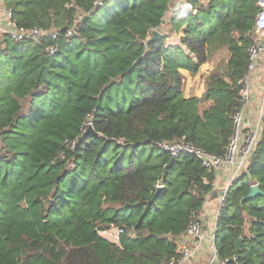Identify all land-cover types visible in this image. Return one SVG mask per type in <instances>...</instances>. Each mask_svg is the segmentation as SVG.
Returning a JSON list of instances; mask_svg holds the SVG:
<instances>
[{
    "label": "trees",
    "instance_id": "trees-1",
    "mask_svg": "<svg viewBox=\"0 0 264 264\" xmlns=\"http://www.w3.org/2000/svg\"><path fill=\"white\" fill-rule=\"evenodd\" d=\"M172 1L2 0L19 27L58 36L18 44L0 37V264H163L178 256L217 175L155 144L184 139L225 154L258 8L256 0H190L152 41ZM169 33L180 44L167 45ZM222 48L227 76L211 73L203 98L185 96L184 74ZM253 184L264 193V125L219 217L214 246L228 264H264V196L241 201ZM111 228L122 230L117 244L98 234Z\"/></svg>",
    "mask_w": 264,
    "mask_h": 264
},
{
    "label": "built area",
    "instance_id": "built-area-1",
    "mask_svg": "<svg viewBox=\"0 0 264 264\" xmlns=\"http://www.w3.org/2000/svg\"><path fill=\"white\" fill-rule=\"evenodd\" d=\"M190 0H179L175 11L178 12L181 4ZM199 1V0H191ZM258 13L254 22V28L248 34L251 44L247 48V73L241 81L240 97L243 102L242 108L233 117V133L228 143L225 154L222 157L214 156L204 152L192 143L184 139L174 142H159L155 145L163 152H166L171 159H178L182 156H191L197 159L201 166L214 174H223L227 170L222 182V187L216 193L217 203L215 217L211 224V233L208 240L210 254L204 264H228V260H221L215 250V235L219 229V217L221 211L226 207L228 192L234 181L247 171L252 152L254 151L264 125V79L260 87L253 88V81L260 74L264 78V0H256ZM76 33L71 29L66 36L70 37ZM7 36L11 42L20 43L26 40L35 43H42L46 38L55 40L58 31H44L39 28L19 27L12 18L10 10L4 8L0 0V37ZM57 51L56 45L47 47L46 52L53 55ZM90 125L87 123L86 126ZM107 232V241L117 244L122 230L111 228ZM112 231V232H111ZM204 240L203 228L199 222L191 223L185 231V237L180 245L179 254L176 258L170 259L163 264H193L198 253L195 242ZM235 261V259H233Z\"/></svg>",
    "mask_w": 264,
    "mask_h": 264
},
{
    "label": "rangeland",
    "instance_id": "rangeland-1",
    "mask_svg": "<svg viewBox=\"0 0 264 264\" xmlns=\"http://www.w3.org/2000/svg\"><path fill=\"white\" fill-rule=\"evenodd\" d=\"M182 11L186 8V3L181 6ZM177 16L178 18H183L185 16L184 12H176V11H168L165 19L164 24L157 30L161 36L165 34L169 29V21L172 17ZM180 35H177L175 33H169L168 36L165 39V43L167 45H174V44H180ZM229 52L227 48H222L220 51H218L216 54H214L204 65H202L198 72L196 74H184L183 76V93L185 96H197L200 99L203 98V93L205 92V84L208 76L211 73L218 72L223 77H226V64L229 59ZM207 106L206 104H202L200 108L203 109ZM217 187V186H216ZM217 200V197H216ZM113 230V229H110ZM110 230H107L110 231ZM105 231H99L98 234L103 237L104 239H113L108 238L107 233H104ZM112 232V231H111Z\"/></svg>",
    "mask_w": 264,
    "mask_h": 264
},
{
    "label": "crops",
    "instance_id": "crops-1",
    "mask_svg": "<svg viewBox=\"0 0 264 264\" xmlns=\"http://www.w3.org/2000/svg\"><path fill=\"white\" fill-rule=\"evenodd\" d=\"M179 0H173L169 6V10L170 11H175V7L177 6ZM184 4H181L179 7L182 8L181 6ZM179 12V11H178ZM261 76L257 77L254 81H253V88H257L260 87L263 83V75L260 74ZM209 104L207 103V106ZM206 106V107H207ZM227 170L223 171V174H219L216 176V180H215V193L214 195L207 200V202L205 203L204 209L202 210V213L200 214L198 221L201 224L202 228H203V235H204V240L200 241V242H195L194 245L197 246L198 249V253L193 261V264H204L205 261L207 260V258L209 257L210 254V247L208 246V240L211 237L210 233H211V224L214 220L215 217V207H216V193L219 192V189L222 187V182L224 181V176L226 175ZM217 186V187H216ZM182 243V241H181Z\"/></svg>",
    "mask_w": 264,
    "mask_h": 264
},
{
    "label": "water",
    "instance_id": "water-1",
    "mask_svg": "<svg viewBox=\"0 0 264 264\" xmlns=\"http://www.w3.org/2000/svg\"><path fill=\"white\" fill-rule=\"evenodd\" d=\"M65 31H66L65 28L61 30L62 33H64ZM160 38H161V34L157 30H154L152 32V39L151 40L154 41V40H158ZM257 196H264V193L260 190V188L257 184H253L250 186L248 194L241 201L253 199ZM240 243H241V240H238V242H237V248L238 249L240 247Z\"/></svg>",
    "mask_w": 264,
    "mask_h": 264
}]
</instances>
